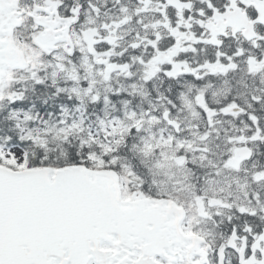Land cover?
<instances>
[{"label":"snow or ice","instance_id":"snow-or-ice-1","mask_svg":"<svg viewBox=\"0 0 264 264\" xmlns=\"http://www.w3.org/2000/svg\"><path fill=\"white\" fill-rule=\"evenodd\" d=\"M0 264H264V0H0Z\"/></svg>","mask_w":264,"mask_h":264}]
</instances>
